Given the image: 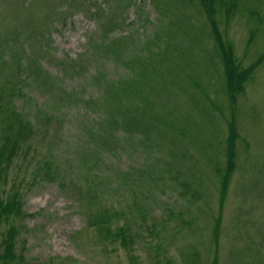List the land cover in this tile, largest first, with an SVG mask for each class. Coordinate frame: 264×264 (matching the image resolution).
<instances>
[{"label":"rangeland","instance_id":"374dc122","mask_svg":"<svg viewBox=\"0 0 264 264\" xmlns=\"http://www.w3.org/2000/svg\"><path fill=\"white\" fill-rule=\"evenodd\" d=\"M211 10L240 69L260 60L235 105L201 0H0V198L21 202L0 264L9 227L10 264H264V0ZM25 123L29 157L4 143Z\"/></svg>","mask_w":264,"mask_h":264},{"label":"trees","instance_id":"16d2710c","mask_svg":"<svg viewBox=\"0 0 264 264\" xmlns=\"http://www.w3.org/2000/svg\"><path fill=\"white\" fill-rule=\"evenodd\" d=\"M213 1L214 0H201V5L204 8L205 12L208 14V20L211 26V31L213 34V38H214V42L215 45L217 47V49L219 50V56H220V60L222 63V68L224 71V76H225V83H226V91H227V97L228 100L230 102L231 105H235L236 101H237V96L242 93L244 91V84L249 81L252 77V75L254 74V70L256 69L258 63H259V59L251 64L250 66L240 69V65L236 62L233 53H232V47L229 44L228 41H226L225 39L222 38L218 28L215 26L216 22L214 20V14L213 11L211 10V6L213 5ZM28 77L31 80H34V77L32 74H29ZM18 83L19 85L22 84V81L19 79L18 81L15 82V84L12 85V89L10 90V97L13 98L15 95H17L19 93V87H18ZM7 94V92H6ZM124 117L127 118L128 120V124L129 121L132 120L134 122H137V117L133 116L132 114H130V112L128 113H124ZM43 119V118H42ZM40 122L44 125H48L49 123V119H45L44 120H40ZM117 125L119 127H122V123L119 122L117 123ZM227 129H228V135L226 136L225 139V144H226V148H225V158H226V166H228L226 173H222L220 175V185H221V193L224 194L225 190L227 188V184L229 182V176L231 175L232 171L234 170V159H235V155H236V141L238 139V134L236 132V128L233 125V122H230L227 125ZM33 129H31L26 123L24 125L18 124L15 128L11 127L9 129V131L7 132L8 135L4 138V143L6 142L7 145L10 143H12V145L14 147H20V149H22V152L25 156L30 155V147L29 145H23L20 143V146L18 145L19 140H21V137L25 134H27L28 132L32 131ZM10 144L8 145V147H10ZM11 152L10 150L6 151V149H1L0 150V164L3 160H9V156H10ZM36 157H38L37 153H33L30 156L31 161H36L38 167L35 169L37 170L38 174L42 173L43 171L46 172V174L48 175L47 171H49V169L54 168L55 166V162H41L40 159L36 160ZM13 160V158H11V160L8 162V164H5V167L9 168L10 167V162ZM95 159H93L91 157V154L89 155L88 159H84L82 162L83 168V175L87 177V175L90 173V169L88 167H85L86 163H92L94 162ZM36 162L34 163V165L36 166ZM1 171V170H0ZM225 171V170H224ZM3 173V171H2ZM37 173L34 174V179H39V175ZM5 175H0V181L1 179L4 180ZM44 180L45 177H42ZM47 181V180H46ZM74 181L78 182V180L74 179ZM33 183V182H31ZM74 183V182H72ZM12 198H15V200L17 201H13V200H6L3 201L2 197L0 198V219H5L9 216V215H19L21 213V202L18 200V194H14L12 196ZM100 215V214H99ZM109 219V215H105L102 214L101 216H97L96 218H94V222L97 226L98 225H103L106 224L108 222ZM110 229V228H109ZM108 229V231L106 233L109 234V232H112ZM129 231V228L122 227L117 229L116 232H114L113 238L114 240H118L123 244L128 243V241H133L129 235H127V232ZM15 229L9 227V229L7 230V232L4 234L5 239L3 240V245H4V250L2 252L1 255V259H2V263L3 264H10V262H14L17 259L16 256V250H15V243H14V238H15ZM19 236V235H18ZM18 238V237H17Z\"/></svg>","mask_w":264,"mask_h":264}]
</instances>
